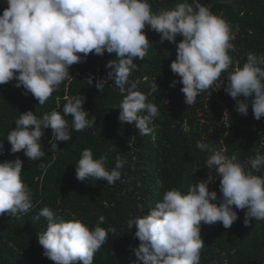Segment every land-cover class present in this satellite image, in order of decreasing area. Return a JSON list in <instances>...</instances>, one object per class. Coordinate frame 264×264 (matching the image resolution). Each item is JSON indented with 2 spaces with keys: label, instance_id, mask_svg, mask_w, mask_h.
Listing matches in <instances>:
<instances>
[{
  "label": "clouds",
  "instance_id": "9594fccd",
  "mask_svg": "<svg viewBox=\"0 0 264 264\" xmlns=\"http://www.w3.org/2000/svg\"><path fill=\"white\" fill-rule=\"evenodd\" d=\"M6 4L0 14V85L14 79L15 87L22 86L24 94L31 93L39 105H44L62 82L73 79L70 66L89 54L115 53V59L106 64L110 69L107 77L96 78L95 87L103 91L107 80H111L120 93H126L118 119L135 122L141 135L152 132L149 125L160 114L155 104L146 102V94L136 90L135 83L126 88L130 75L138 68L134 60H143L152 49L142 31L146 25L160 34L161 42L166 39L176 43V58L170 68L180 77L187 105L194 104L197 96L211 88L232 64V26L200 0H183L174 8L156 13L148 0H6ZM177 34L183 37L179 42ZM227 81L224 90L235 101L237 113L246 115L251 104L254 118L264 117V55L248 53L246 62L230 72ZM86 82L93 86L92 74ZM176 83L173 80L170 87ZM151 88L156 91L158 85L154 82ZM66 101L62 113L53 109L42 118L31 110L21 113L7 135L9 151L23 150L28 160L44 157L40 140L44 129L51 128L49 150L54 152L57 142L72 138L65 119L68 116L72 118V130L79 132L93 126L95 117L82 107L83 95L66 97ZM196 147L212 152L206 160L210 170L207 178L197 180L186 192L167 190L146 215L128 221L129 229L135 225L140 243L133 251L143 264H200L205 245L201 222H220L228 229L241 209L247 210L243 221L246 226L250 218L264 220V175L258 174L264 169V154L258 152L242 163L235 154L226 155L224 148L209 149L200 141ZM123 164L117 158L109 170L104 156L94 158L86 148L76 164L75 176L84 182L89 177L102 178L111 185L120 179ZM22 166L19 157L0 162V216L15 217L32 208L30 189L21 179ZM217 177L219 197L208 187ZM38 217L47 220L46 230L37 236L38 243L43 255L55 264H93L95 253L109 233L115 232L112 226H100L105 220L103 215L92 228L75 215L66 221L48 207L42 208Z\"/></svg>",
  "mask_w": 264,
  "mask_h": 264
},
{
  "label": "trees",
  "instance_id": "16d2710c",
  "mask_svg": "<svg viewBox=\"0 0 264 264\" xmlns=\"http://www.w3.org/2000/svg\"><path fill=\"white\" fill-rule=\"evenodd\" d=\"M148 2L156 13L174 8L183 0ZM200 2L232 26L233 48L229 50L232 64L211 88L197 96L194 104L187 105L180 90V77L170 68L176 58V43L166 39L161 42L160 34L146 25L142 31L152 49L143 60H134L138 68L130 75L126 88L135 83L136 90L146 94V102L158 107L160 114L149 125L153 130L148 135H141L135 122L128 124L118 119L126 93H120L111 80H107L103 91L95 87L96 78L107 77L110 69L106 64L115 59V53L89 54L82 62L70 66L73 79L62 82L44 105H39L31 93L24 94L26 90L22 86L15 87L14 79L0 85V162L17 157L23 161L21 179L30 189L32 200L28 213L0 216V264H55L43 255L37 240L47 227L46 218L38 217L44 207L66 221L75 215L90 228L104 216L100 226L105 229L112 226L115 232L109 233L108 240L95 253L93 264H143L137 261L133 251L140 243L135 236V225L129 229L128 221L146 215L167 190L177 188L186 192L197 180L207 178L210 170L206 160L212 152L201 151L196 147L197 141L208 144L209 149L224 148L226 155L235 154L242 163L258 152L264 154V117L256 120L251 104L246 115L237 113L235 101L224 90L228 74L242 67L248 53L264 55V0ZM5 7L6 0H0V14ZM181 39L182 35L177 34L176 42ZM89 74L93 75V86L86 82ZM173 80L177 83L170 87ZM154 82L158 85L156 91L151 88ZM75 95L84 96L82 107L95 117L92 127L79 132L72 130V118L68 116L65 119L72 138L57 142L54 152L49 150L51 128L44 129L40 140L44 157L28 160L23 150L9 151L7 135L21 113L31 110L37 118L53 109L62 113L66 97ZM86 148L94 158L104 156L109 170L117 158L123 160L120 179L111 185L102 178L77 180L76 164ZM258 174L264 175V169ZM208 187L218 197L221 195L219 177ZM246 211L238 210L237 221L228 229L220 222L211 225L201 222L200 234L205 245L200 264H264V220L250 218L246 226L243 222Z\"/></svg>",
  "mask_w": 264,
  "mask_h": 264
}]
</instances>
